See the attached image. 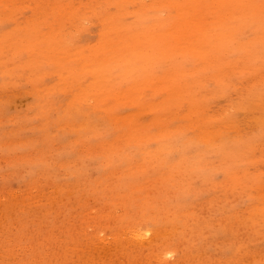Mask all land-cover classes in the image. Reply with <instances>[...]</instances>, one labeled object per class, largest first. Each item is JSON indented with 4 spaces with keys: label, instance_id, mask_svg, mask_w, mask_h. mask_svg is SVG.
<instances>
[{
    "label": "rangeland",
    "instance_id": "obj_1",
    "mask_svg": "<svg viewBox=\"0 0 264 264\" xmlns=\"http://www.w3.org/2000/svg\"><path fill=\"white\" fill-rule=\"evenodd\" d=\"M107 211L264 264V0H0V264H150Z\"/></svg>",
    "mask_w": 264,
    "mask_h": 264
},
{
    "label": "bare ground",
    "instance_id": "obj_2",
    "mask_svg": "<svg viewBox=\"0 0 264 264\" xmlns=\"http://www.w3.org/2000/svg\"><path fill=\"white\" fill-rule=\"evenodd\" d=\"M122 102V101H121ZM88 103V102H87ZM171 132V131H170ZM85 140V139H84ZM145 140V139H144ZM9 143V142H8ZM66 146V145H65ZM123 146V145H122ZM69 147V146H68ZM67 147V148H68ZM52 161V160H51ZM56 165V164H55ZM117 169V168H116ZM140 169V168H139ZM129 174V173H128ZM66 187V186H65ZM107 188H109V187H107ZM147 188V187H146ZM117 189V188H116ZM206 189V188H205ZM256 189V188H255ZM113 190V189H112ZM61 191V190H60ZM63 191V190H62ZM78 192V191H77ZM116 192V191H115ZM229 192V191H228ZM114 193V192H113ZM172 193V192H171ZM253 193V192H252ZM228 194V193H227ZM240 197V196H239ZM170 199V198H169ZM149 201V200H148ZM235 201H237V200H235ZM8 202H9V200H8ZM21 202V201H20ZM126 202V201H125ZM11 205L13 204V202H11L10 203ZM20 204V203H19ZM122 204V203H121ZM230 204V203H229ZM262 205V204H261ZM13 206V205H12ZM11 206V207H12ZM12 208H14V207H12ZM120 208H122V206H120ZM113 209V208H112ZM165 209V208H164ZM118 210H119V208H118ZM123 210V209H122ZM113 211V210H112ZM117 211V210H116ZM106 212V211H105ZM108 212V211H107ZM97 213V212H96ZM117 213H119V212H108L107 214H105V215H109L110 214V216H109V218L110 219H112V218H114V221L116 222V224H120L121 225V221H119V219H121L120 217H122L123 218V216H120V217H118V214ZM139 213V212H138ZM192 213V212H191ZM104 214V213H103ZM126 214H128V213H126ZM124 215V216H127V215ZM3 216V215H2ZM34 216V215H33ZM129 216V215H128ZM95 217H97V215L95 216ZM104 215L102 216V219L104 220ZM106 218H107V216H106ZM119 218V219H118ZM130 219V218H129ZM128 219V220H129ZM140 219V218H139ZM126 220H127V218H126ZM132 220H134V219H132ZM204 221V220H203ZM110 223H111V220L109 221ZM41 223V222H40ZM89 223V222H88ZM99 223V222H98ZM124 223V222H123ZM143 223H144V225H143ZM142 223V221L140 220H136V221H131V220H129V221H126L125 222V224H123V225H121V226H119L120 228H123L122 230L123 231H119V235H121V237L122 238H118V242L119 243H121V246H126V247H129V248H131V249H133L134 251H136L137 253H139L140 255H137L138 257L139 256H141L142 254H144L145 252H150V257H148V258H150L151 259V262H150V264H152L153 262V264H165L166 262H165V259H167V260H169V255H171L172 254V252H173V249H171L170 251H168V250H166V249H164V250H162L161 252H159V249H158V247H160V244H161V246H164V245H162L163 243H160V244H158L157 245V243L158 242H160V240L158 241V242H156L155 240H153V238L155 237L153 234H152V232H153V229L152 230H150L149 228L148 229H146V227H145V222H143ZM93 224V223H92ZM99 224H101V222L99 223ZM108 224V223H107ZM112 224V223H111ZM110 224V225H111ZM200 224V223H199ZM84 225V224H83ZM113 225V224H112ZM223 225V224H222ZM91 226V225H90ZM109 226V225H108ZM202 227V226H201ZM217 227V226H216ZM79 228V227H78ZM64 230V229H63ZM159 230H161L162 231V229H159ZM188 230V229H187ZM155 231V230H154ZM157 232V231H156ZM47 233V232H46ZM80 233V232H79ZM82 233V232H81ZM162 233V232H161ZM164 233V232H163ZM194 233V232H193ZM262 233V232H261ZM78 234V233H77ZM156 234H160V233H156ZM189 234V233H188ZM94 235V234H93ZM150 235H151V238H150ZM161 236H162V234H160ZM164 235V234H163ZM195 235V234H194ZM25 236V235H24ZM35 236V235H34ZM56 236V235H55ZM80 236V235H79ZM117 236V235H116ZM158 235H156V237L154 238V239H158L159 238V236L157 237ZM200 236V235H199ZM236 236V235H235ZM33 237V236H32ZM48 237V236H47ZM95 237V236H94ZM104 237V236H103ZM197 237V236H196ZM53 238V237H52ZM86 238V237H85ZM150 238V239H149ZM23 239H25L24 237L22 238V240ZM34 239V238H33ZM60 239V238H59ZM76 239H78V238H76ZM115 239H117V238H115ZM114 239V240H115ZM152 239V240H151ZM166 239V238H165ZM215 239V238H214ZM6 240V239H5ZM13 240V239H12ZM35 240V239H34ZM34 240H33V242H32V240L30 239V241L32 242V243H34ZM61 240V239H60ZM182 240V239H181ZM7 241V240H6ZM78 241V240H77ZM87 241V240H86ZM100 241H101V238H100ZM154 241V242H153ZM163 241V240H162ZM166 241H168L167 239H166ZM36 242V241H35ZM42 242V241H41ZM40 242V243H41ZM79 242V241H78ZM101 242H105L104 241V239L101 241ZM107 242V241H106ZM163 242H165V241H163ZM171 242V241H170ZM31 243V244H32ZM44 243V242H43ZM47 243V242H46ZM45 243V244H46ZM51 243V242H50ZM53 243V242H52ZM99 243V242H98ZM109 243V242H108ZM89 244V243H88ZM165 244V243H164ZM166 244H167V242H166ZM36 245V244H35ZM49 245V244H48ZM47 245V246H48ZM33 246V245H32ZM69 246V245H68ZM91 246V245H90ZM96 248V247H95ZM104 248V247H103ZM177 249L178 248H180V247H176ZM175 249V248H174ZM36 250V249H35ZM81 250H83V249H81ZM222 250V249H221ZM177 251V250H176ZM185 251V250H184ZM36 252V251H35ZM82 252H84V251H82ZM80 253H81V251H80ZM115 253H117V252H115ZM173 253H176L175 251L173 252ZM184 253V252H183ZM187 253V252H186ZM86 254V253H85ZM88 254V253H87ZM86 254V255H87ZM118 254L119 253H117V255L116 256H118ZM149 254V253H148ZM188 254H189V252L187 253V254H183V256H188ZM240 254H241V252H240ZM34 255H36V254H34ZM41 255V254H40ZM39 255V256H40ZM90 255V254H89ZM121 255V257L123 258V256H124V258H125V255H122V254H120ZM120 255H119V257H120ZM145 255L147 256V254L145 253ZM144 255V256H145ZM190 256H191V254H189ZM57 256V255H56ZM81 256V255H80ZM136 256V257H137ZM173 257H171L172 259L174 258V261L176 260V259H178V258H176L175 259V255H172ZM190 256L189 257H187V258H190ZM193 256V255H192ZM235 256V255H234ZM62 257V256H61ZM86 257V256H85ZM91 257V256H90ZM89 257V258H90ZM138 257H137V260H138ZM168 257V258H167ZM236 257H237V255H236ZM238 257H239V255H238ZM248 257V256H247ZM83 258H84V256H83ZM140 258H142L143 260H141V261H143L144 262V260L145 259H147L146 257L145 258H143V256L142 257H140ZM170 258V261H172V259ZM216 258H218V257H216ZM229 258V257H228ZM250 259H251V257H249ZM248 258V259H249ZM81 259V258H80ZM91 259V258H90ZM134 259H135V257H134ZM133 258L131 259V260H134ZM227 259V258H226ZM59 260V259H58ZM82 260H84V259H82ZM92 260V259H91ZM148 260V259H147ZM146 260V261H147ZM152 260H153V262H152ZM221 260V259H220ZM227 260H229V259H227ZM242 260V259H241ZM244 260V259H243ZM89 261V260H88ZM126 261V260H125ZM127 261H129V260H127ZM140 261V259L138 260V261H136V259L134 260V262H132L131 264H133V263H135V262H137L138 264H139V262H141ZM146 261H145V263H146ZM150 261V260H149ZM216 261V260H215ZM222 261V260H221ZM238 261V260H237ZM249 261V260H248ZM247 261V262H248ZM251 261V260H250ZM54 262V261H53ZM142 262V264H145V263H143ZM224 262V261H223ZM223 262L221 263V264H223ZM84 263V262H83ZM130 263V262H129ZM215 263V262H214ZM229 262L227 261L226 262V264H228ZM241 263V262H240ZM121 264H124V261L121 263ZM125 264H126V262H125ZM128 264V263H127ZM136 264V263H135ZM149 264V263H148ZM167 264V263H166ZM230 264V263H229Z\"/></svg>",
    "mask_w": 264,
    "mask_h": 264
}]
</instances>
